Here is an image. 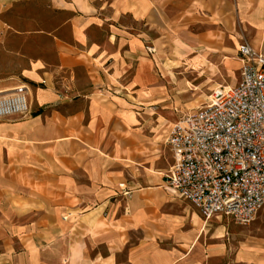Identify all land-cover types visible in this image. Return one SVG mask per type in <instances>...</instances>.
<instances>
[{"label":"crops","instance_id":"obj_1","mask_svg":"<svg viewBox=\"0 0 264 264\" xmlns=\"http://www.w3.org/2000/svg\"><path fill=\"white\" fill-rule=\"evenodd\" d=\"M50 2L70 32L48 33L53 60L25 70L30 99L51 109L12 116L25 120L12 130V176L0 175V264H264L255 219L230 235L222 218L163 192L158 153L173 123L148 125V104L161 102L156 67L183 65L198 80L188 84L214 88L230 85L216 71L237 69L238 82L241 42L264 54V0Z\"/></svg>","mask_w":264,"mask_h":264},{"label":"built area","instance_id":"obj_2","mask_svg":"<svg viewBox=\"0 0 264 264\" xmlns=\"http://www.w3.org/2000/svg\"><path fill=\"white\" fill-rule=\"evenodd\" d=\"M238 53V82L214 87L205 103L172 124L164 177L170 193L204 220L226 217L247 226L264 207V54L246 41ZM28 112L25 85L0 93V119Z\"/></svg>","mask_w":264,"mask_h":264},{"label":"rangeland","instance_id":"obj_3","mask_svg":"<svg viewBox=\"0 0 264 264\" xmlns=\"http://www.w3.org/2000/svg\"><path fill=\"white\" fill-rule=\"evenodd\" d=\"M66 19V13L51 8L50 0H18L5 6H0V92H7L11 90L7 88L17 86L18 84H23L27 87L29 112L26 119L30 118L37 108L42 111H49L51 109V107L45 104L39 106L35 99H33L35 101L30 99L29 89L33 92V88L36 85L27 79L25 70L35 58L45 59L47 61L53 60L54 39L48 33L52 32L57 35L68 37L70 32L69 26L66 24L61 26ZM168 50L169 48L167 45H164V49L160 55L163 64H165L167 57L170 56ZM147 52L149 55L152 53L148 50ZM204 61L205 60L202 58L201 62ZM160 65L163 66L162 64ZM198 66V63L191 65L193 68H198ZM177 67L178 69L168 74L165 73L164 70L160 71L158 67L155 68L156 74L162 79L163 86L159 89L161 90V102L156 106L148 104L149 111L152 109L157 112L151 115L149 114L148 125L155 126L156 129H160V131L168 130L170 124L177 121L182 116L183 112L193 111L205 103L208 100L211 88L214 86L213 82L208 85L196 86L188 84V82L185 81L186 78L194 83L198 80L196 77H193L194 74L188 67L182 68L183 65L180 64H178ZM233 72L236 74V77H238L237 69H234ZM229 74L230 71H216V77L222 76L223 81H221V83H229L230 85L236 84V82H234L236 79L235 75L229 77ZM195 75H197V73ZM210 75H215V73H211L209 76ZM179 76L183 78V82L185 81V86L177 87L172 84L175 82V77L180 79ZM171 78H173L174 81L171 82ZM224 79L226 81H224ZM33 96L34 94L32 93V98ZM68 104H72L70 110L75 109L74 103L69 102ZM53 107L60 108V105L56 103ZM23 120L25 119L12 117L0 119V175L3 174V178H11L12 176V171L10 167H8L11 165V160L9 159L11 158V153L8 151L12 147L11 143L16 141V136L12 130H14V125L16 123ZM162 146V150L158 153L159 158L165 164V166L161 168L162 178H159L161 189L170 198L187 202L174 196L166 188L164 176L168 170L169 163L172 161L171 153L166 142ZM42 151L46 150H40L38 152L40 156L43 155ZM215 221L216 219L212 218L211 223H215ZM221 221L222 223L228 224L230 235L231 233L234 235L243 227H246L238 225L226 217H222ZM254 222H258L261 229H264V207L258 212Z\"/></svg>","mask_w":264,"mask_h":264}]
</instances>
